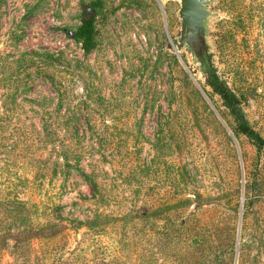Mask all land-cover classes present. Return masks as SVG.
<instances>
[{"label": "rangeland", "instance_id": "obj_1", "mask_svg": "<svg viewBox=\"0 0 264 264\" xmlns=\"http://www.w3.org/2000/svg\"><path fill=\"white\" fill-rule=\"evenodd\" d=\"M89 3L96 46L86 54L64 30ZM179 9V0H0V199L16 186L68 220H117L98 235L70 230L55 264L84 254L264 264V149L234 136L204 74L216 72L264 140V0H209L201 64L174 43ZM140 208L141 222L121 220ZM3 215L0 205V236ZM8 244L0 264L46 263L36 241L18 255Z\"/></svg>", "mask_w": 264, "mask_h": 264}, {"label": "trees", "instance_id": "obj_2", "mask_svg": "<svg viewBox=\"0 0 264 264\" xmlns=\"http://www.w3.org/2000/svg\"><path fill=\"white\" fill-rule=\"evenodd\" d=\"M88 7L82 14L81 23L75 30H64L66 35L77 43L81 44L83 51L88 54L96 46V30L94 26V3H89ZM93 11V12H92ZM207 85L214 94H217L222 100L223 106L227 109L234 123V136L239 135L247 137L254 142L259 148L264 149V140L250 126L245 118L243 110L240 106L239 99L236 94L228 88V86L218 77L212 69L205 71ZM64 166L66 171L71 166L68 159L65 158ZM72 168V167H71ZM93 193L98 192V188L94 183H90ZM8 193L0 199V205L5 209V228L2 230L4 234L0 236V252L8 248V241H12V254L18 255L24 252L26 247L36 241L41 245V257H44L45 264H55L57 254L65 250L67 245V233L70 230L77 231L80 228H86L92 235L103 232L110 224L114 226L116 219L103 214H95L92 218L85 221L68 220L61 214V209L57 206L48 207V205L23 200L19 197L20 193L17 187L8 188ZM95 197V195H93ZM169 207H166L165 213L168 214ZM143 209H137L133 213H129L122 217L121 220H129V222H141L143 219ZM1 231V229H0ZM91 253V252H90ZM72 254V253H71ZM84 254L79 264H104L102 258L95 259V262ZM20 257V256H19ZM40 258V257H39ZM39 261V259H38ZM55 261V262H54ZM70 260H66L65 264ZM72 262V260L70 261ZM74 264V263H71Z\"/></svg>", "mask_w": 264, "mask_h": 264}, {"label": "water", "instance_id": "obj_3", "mask_svg": "<svg viewBox=\"0 0 264 264\" xmlns=\"http://www.w3.org/2000/svg\"><path fill=\"white\" fill-rule=\"evenodd\" d=\"M179 2L180 37L175 39L174 43L178 49L184 47L192 61L197 64L204 63V49L207 45L205 22L210 17L206 6L209 0H179Z\"/></svg>", "mask_w": 264, "mask_h": 264}]
</instances>
